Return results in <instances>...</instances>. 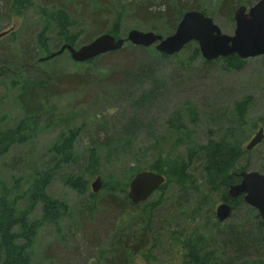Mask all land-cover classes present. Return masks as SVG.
Here are the masks:
<instances>
[{"label": "rangeland", "instance_id": "1", "mask_svg": "<svg viewBox=\"0 0 264 264\" xmlns=\"http://www.w3.org/2000/svg\"><path fill=\"white\" fill-rule=\"evenodd\" d=\"M243 1L241 6L248 10L258 0ZM12 2L0 0V34L6 32L0 37V61L18 64L24 57L19 55L20 49L26 52L22 46L28 45L39 55L37 43L43 28L40 8L48 10L52 4L66 10L71 20L69 32L78 35L76 47H79L111 29L116 39L125 38L130 30L156 33L141 26L150 20L148 26H163L155 20L160 18L156 14L177 0H31L27 10H14ZM186 2L188 4L183 12L188 10L187 7L198 6L200 12L211 18L223 34H233V15L229 17L228 13H218V0ZM143 6L155 15L142 19L140 10ZM44 38L50 50H57L54 32H48ZM151 48L154 49V46ZM151 60L154 64L151 77L126 90L131 94L134 92L137 97L140 93L147 94L146 97L153 94L154 99L143 105L135 100L126 101L122 89L123 95L114 82H108V76L97 73L98 69H113V61H97L93 68H86L83 64H75L69 54L63 53L45 66L38 65L33 74L35 77L40 74L56 78V75L76 74L87 78L88 85L78 83L73 89H62L64 91L60 96L48 97L43 104L44 113L37 137L24 145L11 147L0 159V193L5 190L9 200L14 198V189L26 188L36 173L44 170L57 173L46 188V194L52 201L63 205L65 215L57 229L45 225L38 230L30 249V264L104 263L100 256L110 252L117 223L114 222L116 206L111 204L108 194H116L121 199L124 192L127 197L128 177L137 171H150L160 156L185 152L184 145H175L178 134L168 126L175 112H180L182 124L190 127L198 144L217 140L230 132L246 153L235 170L246 164L245 171L264 174V139L253 150L245 151L246 144L258 128L264 130V56L245 60L244 67L239 71H226L216 62L207 64L201 56L194 58L192 47L165 60L156 57ZM0 74L2 130L14 126L24 113L17 100L19 91L11 85L14 81L12 73L2 68ZM27 79L33 83L31 75L24 76L21 82L25 83ZM244 100H247L248 109L241 124L234 107ZM186 106L195 108V128L184 114ZM50 107H54L53 112ZM68 114L75 116L69 124L70 128L80 130L73 150L76 161L70 165L58 164L56 168L49 147L69 128L59 121ZM91 151L98 158L96 171L95 165L90 163ZM198 162L189 169L195 180L193 186L180 188L170 183L166 190L153 193L146 202L137 206V211L146 205L158 207L149 223L146 247L130 264H181L184 253L182 239L193 231L203 235L211 249L218 252L224 261L234 263L236 258L230 256L231 250L223 243L228 228L235 229L237 234L248 232L257 238L258 235L264 236L263 228L257 232L252 211L244 203L239 204L227 220L217 221L215 208L221 202L224 191L222 182H209ZM68 177L79 179L77 188L64 184L63 180ZM97 178L99 190L94 194L95 198L90 197L91 185ZM159 198L164 202L157 205ZM14 206L28 221L41 216L40 204L28 206L25 211L26 201L18 199ZM125 217L131 229H140L139 223H130V218ZM253 239L252 243H248L253 252L248 251L246 257L264 259V244L260 247V242ZM134 241L132 238L131 242ZM146 252L148 260L142 256Z\"/></svg>", "mask_w": 264, "mask_h": 264}, {"label": "trees", "instance_id": "2", "mask_svg": "<svg viewBox=\"0 0 264 264\" xmlns=\"http://www.w3.org/2000/svg\"><path fill=\"white\" fill-rule=\"evenodd\" d=\"M177 0L172 6L167 5L164 10L158 12L159 19L156 21L162 23L163 26H148L150 21L143 23L145 30H154L157 34L170 35L181 17V13L186 9L185 5L188 4V0L181 2ZM184 1V0H183ZM244 3L243 0H218V6L216 11L221 13H228L229 17L233 15L234 10ZM31 0H13L11 7L14 10H27L31 6ZM194 5V4H192ZM40 8L39 14L43 22V28L39 35V42L36 53L35 49H31L28 45L22 46L26 49V52L20 49L19 55L24 56L18 64H12L7 60L0 61V72L1 69H5L7 72H11L14 77V81L11 83L19 93L17 96L18 103L23 110V117L12 127L0 130V159L5 156L9 149L15 145H24L30 140L37 137L39 133L38 125L40 122L41 115L44 113L43 104L48 97L60 96L64 90L62 89H73L74 85L82 83L87 86L88 82L85 78L80 77L76 74H66L64 76L56 75H37L33 76L34 72L38 68V65H46L50 61L57 59L59 56H55L46 61L40 62L39 59L56 52L64 44L76 47L78 44L79 37L77 34H70L71 20L69 19V13L62 9L56 8L51 4L50 9L46 10ZM188 10L200 11L198 6L187 7ZM21 12V11H20ZM155 13L149 12L147 6H143L140 10V16L142 19H149ZM48 32L55 33V42L57 43L55 51L49 49L48 43L44 38ZM106 33L114 36V30L111 29ZM10 35H13L10 33ZM86 40L85 42H88ZM152 47V46H151ZM151 47L143 48L139 46H133L129 42H125L123 47L117 51L100 55L94 59L88 60L83 64L86 68H93L97 61H113V69H98L97 73L108 76V82H114L117 86L119 93L122 94L124 91V99L128 102L135 100L137 104L143 105L154 99V95L151 94L146 97L147 94L143 95L140 93L131 94L126 91L130 89L132 85H139L138 82L144 81L146 78L151 77V73L154 71L152 57L159 59H168L171 56H165L157 53ZM188 47L193 48V57L200 56L197 45L194 42L188 43L182 50ZM63 53H67L64 51ZM62 53V54H63ZM68 54V53H67ZM178 54V53H177ZM177 54L173 55L176 56ZM40 56V57H38ZM219 63L222 68L226 71H239L244 67L245 60L238 58L236 55H231L226 58H219L217 60L208 62ZM1 75V74H0ZM32 77L33 83L27 79L21 82L24 76ZM4 76V75H3ZM29 83H28V82ZM122 89V90H121ZM126 94V95H125ZM142 94V95H141ZM149 94V93H148ZM123 95V94H122ZM133 97H136L133 99ZM153 97V98H152ZM188 105V104H187ZM51 112L54 111V107H50ZM237 115L239 116V122L242 124L248 109L247 100L239 101L234 107ZM184 111L187 115L188 122L195 128L196 126V113L195 108L192 106H186ZM180 112H175L171 119L168 121V126L173 132L178 134L175 145H184V154H165L160 156L157 161L150 167V171L160 173L165 177V183L158 189L159 192L166 190L170 183H175L180 188H184L186 185H194V177L190 173L189 169L195 162L200 163L201 170L205 174V178L209 182L218 181L222 182L223 194L220 197L221 202H226L232 207V212L238 207L239 204H243L242 197L239 196L235 199L227 197V188L229 185L238 183V173L242 170H246L247 166L235 170L236 164L244 155L237 143L236 138H233L230 132H226L223 136L217 140H208L205 144H198L194 141V132L186 128L182 124V115ZM73 114H68L63 119L67 127L65 133H61L56 141L49 147V153L53 157V160L57 165L74 164L76 157L74 156L73 150L76 143L79 128H70V122L74 119ZM264 121V117H263ZM181 143V144H180ZM178 155V156H177ZM90 163L95 165L94 170H97L98 158L94 151L90 152ZM236 171V172H233ZM137 171L136 173H138ZM132 174L131 178L136 174ZM56 171L44 170L36 173L33 176L32 181L28 183L26 188L21 190L14 189V198L9 200V194L4 190L0 193V264H30V249L33 245V241L36 237L38 230L45 226L50 225L54 228H58L62 217L65 215V208L62 204L56 201H52L46 194V188L56 175ZM64 181V184L71 187H78L79 179L76 177H68ZM19 192L18 194H15ZM95 193L92 192L90 197H96ZM122 198L118 199L116 194H108V199L113 204L115 213V232L116 234L112 237L109 253L101 255V259H104L103 264H130L133 259L139 254L141 255L142 249L146 247L145 239L148 235L149 223L153 216V212L158 206L153 208L152 205L143 206L137 211V206L132 204L126 197V193H121ZM24 199L28 206L35 204L41 205V216L33 221H28L21 215L16 209L14 204L16 201ZM162 198H159L158 204L160 205ZM143 204V203H142ZM118 208V209H117ZM252 211L251 215L253 220L256 221V230L264 229V223L260 220L256 211L248 207ZM113 211V210H112ZM130 218V223L133 221L140 224V229L135 231L131 229L126 223V218ZM122 216V218H121ZM121 219V220H120ZM124 219V221H122ZM228 232L224 238V246L229 247L230 256L233 257L234 263L224 261L221 255L212 250L206 238L203 235L197 234L195 231L187 234L182 239L181 245L184 249L181 264H264V259H255L246 257L248 251L253 252V248L248 243H252L253 238L259 241L260 247L264 244V236L261 235L258 238L245 232L244 235L237 234L235 229H227ZM134 238V242L132 241ZM263 243V244H262ZM259 247V248H260ZM252 250V251H251ZM257 250V249H256ZM255 250V251H256ZM142 256L148 260L149 254L142 253ZM107 257V258H106ZM221 257V258H220Z\"/></svg>", "mask_w": 264, "mask_h": 264}, {"label": "water", "instance_id": "3", "mask_svg": "<svg viewBox=\"0 0 264 264\" xmlns=\"http://www.w3.org/2000/svg\"><path fill=\"white\" fill-rule=\"evenodd\" d=\"M233 20V34L226 35L202 12L187 10L181 15L174 31L165 37L139 30H130L125 38L119 39L104 33L79 47L64 44L59 50L40 58L39 61H46L67 51L72 61L84 63L121 49L126 41L143 48L154 46L157 53L165 56H173L188 43L194 42L206 62L231 55H236L242 60L264 56V0H258L248 10L244 6H238L233 12ZM5 34L6 32L1 33L0 37ZM263 139L264 131L260 127L246 144L245 151L253 150ZM238 177L239 182L228 187L227 197L235 199L242 196L243 202L254 208L264 223V174L241 171ZM164 183L165 177L162 174L149 170L140 171L129 181L127 198L134 205L142 204ZM91 188L93 193L98 192V178ZM231 213V205L224 201L215 208V217L220 223L227 220Z\"/></svg>", "mask_w": 264, "mask_h": 264}, {"label": "flooded vegetation", "instance_id": "4", "mask_svg": "<svg viewBox=\"0 0 264 264\" xmlns=\"http://www.w3.org/2000/svg\"><path fill=\"white\" fill-rule=\"evenodd\" d=\"M263 131H264V130H263ZM244 171H245V170H244ZM240 172H241V171H240ZM240 172H239V173H240ZM239 173H238V174H239ZM239 180H240V178H239ZM238 182H239V181H238ZM229 186H230V185H229ZM229 186H228V187H229ZM227 189H228V188H227ZM226 195H227V194H226ZM241 197H242V196H241ZM220 203H221V202H220Z\"/></svg>", "mask_w": 264, "mask_h": 264}]
</instances>
